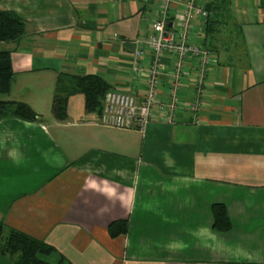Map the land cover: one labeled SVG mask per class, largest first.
<instances>
[{"label": "crops", "instance_id": "crops-1", "mask_svg": "<svg viewBox=\"0 0 264 264\" xmlns=\"http://www.w3.org/2000/svg\"><path fill=\"white\" fill-rule=\"evenodd\" d=\"M229 1L228 26L242 37L215 39L200 123L182 112L173 125L138 130L101 125L80 93L64 121L51 103L60 73L144 91L130 68L136 41L151 34L152 0H1L26 30L0 43L14 72L0 99L28 104L42 121L0 119V222L71 264H264V0ZM214 204L226 207L229 232L213 229ZM117 220L129 230L111 238ZM0 264L12 262L0 254Z\"/></svg>", "mask_w": 264, "mask_h": 264}, {"label": "built area", "instance_id": "built-area-1", "mask_svg": "<svg viewBox=\"0 0 264 264\" xmlns=\"http://www.w3.org/2000/svg\"><path fill=\"white\" fill-rule=\"evenodd\" d=\"M152 1L151 34L136 41L130 68L132 81L145 83V89L138 94L108 91L99 116L106 127L144 130L150 122L173 125L182 112L192 113L200 123L198 112L206 95L207 74L216 68L219 58L217 52L193 42V37L196 26L204 33L212 0ZM188 73L195 75L189 82ZM187 86L192 100L186 103Z\"/></svg>", "mask_w": 264, "mask_h": 264}, {"label": "trees", "instance_id": "trees-1", "mask_svg": "<svg viewBox=\"0 0 264 264\" xmlns=\"http://www.w3.org/2000/svg\"><path fill=\"white\" fill-rule=\"evenodd\" d=\"M230 7L229 0H212L207 6L208 18L204 29V39L200 45L216 52L214 47H218L215 40L218 35L223 34L229 38L231 34H235V37H242L240 30L237 31L235 27L228 26L232 18ZM221 11H224L223 15L216 16L222 13ZM25 30V22L15 12L0 10V43L19 41L24 36ZM208 37L215 42H208ZM223 40L221 41L223 42ZM234 40V44L237 45V40ZM230 41L225 42L224 40L221 46L228 48L231 46ZM241 46H244L243 40H241ZM11 53L10 50L0 49V96L8 95L11 91L14 79ZM111 90L113 88L100 76L60 73L55 85L51 111L58 121H64L67 118L69 97L80 93L84 96L85 111L100 116L103 111L104 97ZM6 117L28 122L42 121L41 115L29 105L0 99V119ZM212 212L214 216L213 229L219 233L229 232L231 222L226 207L223 204H214ZM128 230L127 220L113 221L108 226L111 238L125 235ZM0 254L10 259L12 264H71L54 247L15 229L8 228L2 222H0Z\"/></svg>", "mask_w": 264, "mask_h": 264}, {"label": "rangeland", "instance_id": "rangeland-1", "mask_svg": "<svg viewBox=\"0 0 264 264\" xmlns=\"http://www.w3.org/2000/svg\"><path fill=\"white\" fill-rule=\"evenodd\" d=\"M26 104V103H25ZM28 105V104H27Z\"/></svg>", "mask_w": 264, "mask_h": 264}]
</instances>
